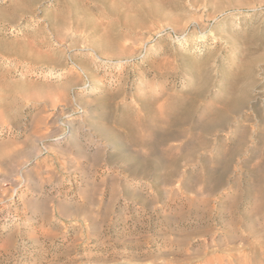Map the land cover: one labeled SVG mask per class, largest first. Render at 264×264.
I'll use <instances>...</instances> for the list:
<instances>
[{"label":"rangeland","instance_id":"obj_1","mask_svg":"<svg viewBox=\"0 0 264 264\" xmlns=\"http://www.w3.org/2000/svg\"><path fill=\"white\" fill-rule=\"evenodd\" d=\"M0 264H264V0H0Z\"/></svg>","mask_w":264,"mask_h":264}]
</instances>
